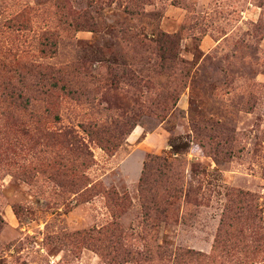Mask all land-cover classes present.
<instances>
[{
  "label": "rangeland",
  "instance_id": "374dc122",
  "mask_svg": "<svg viewBox=\"0 0 264 264\" xmlns=\"http://www.w3.org/2000/svg\"><path fill=\"white\" fill-rule=\"evenodd\" d=\"M0 264H264V0H0Z\"/></svg>",
  "mask_w": 264,
  "mask_h": 264
}]
</instances>
